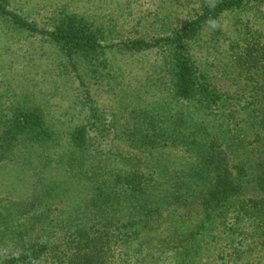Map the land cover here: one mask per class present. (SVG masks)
<instances>
[{
	"label": "trees",
	"instance_id": "1",
	"mask_svg": "<svg viewBox=\"0 0 264 264\" xmlns=\"http://www.w3.org/2000/svg\"><path fill=\"white\" fill-rule=\"evenodd\" d=\"M262 1L201 3L168 36L102 45L107 30L83 17L43 29L0 0V18L65 57L83 100L82 121L64 128L22 101L0 109V264H148L151 249L173 264L206 252L213 264H264V25L251 21ZM233 12L245 18L216 27ZM214 24L207 43L227 44L238 94L188 50ZM103 49L163 58L151 90L132 88L109 119L77 68L95 79Z\"/></svg>",
	"mask_w": 264,
	"mask_h": 264
},
{
	"label": "rangeland",
	"instance_id": "2",
	"mask_svg": "<svg viewBox=\"0 0 264 264\" xmlns=\"http://www.w3.org/2000/svg\"><path fill=\"white\" fill-rule=\"evenodd\" d=\"M9 1V7L43 29L52 30L53 20L66 13L92 21L96 26L103 27L104 31L107 30V42L102 44L107 45L120 44V41L129 43L137 38L168 36L172 29L192 19L201 3L215 0ZM257 5L256 17L251 21L257 29H261L264 25V0ZM62 10L65 13L61 15ZM240 14L242 16L234 12L224 14L216 27L223 30L231 28L236 19L245 18L244 13ZM213 28L215 24L204 31L198 41L189 44L188 50L200 70L207 73L222 92L238 94V86L231 85L233 73L224 71L228 62L227 44L207 43ZM40 36L36 33L31 35L0 18V109L7 112L13 102L22 101L30 107L39 108L50 123L59 128L73 126L83 119V114L77 111L83 101L78 81L69 73L65 57L59 54L52 42ZM98 51L101 52L94 55L98 59L95 62L98 65L96 76L93 77L95 79L84 76L90 65L85 61L80 64L79 58L77 68L86 80L94 104L108 119L115 112L118 102L128 98L127 94L132 88H135V92L140 89V96L143 97V90H151V81L162 77L163 58L157 49L141 53L120 52L116 49ZM111 76H116L118 86H114ZM6 184V180H0V197ZM146 253L145 250L142 252L143 255ZM150 253L153 258L148 264H173L170 255L154 259L158 257L159 251L151 249ZM215 259V255L208 257L207 252L202 253L198 264H213Z\"/></svg>",
	"mask_w": 264,
	"mask_h": 264
}]
</instances>
